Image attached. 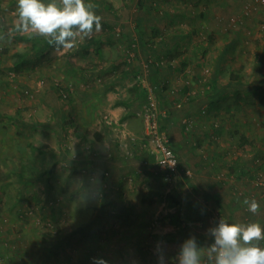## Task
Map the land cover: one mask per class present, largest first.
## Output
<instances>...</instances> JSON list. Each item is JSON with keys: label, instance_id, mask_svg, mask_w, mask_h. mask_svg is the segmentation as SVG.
Here are the masks:
<instances>
[{"label": "rangeland", "instance_id": "rangeland-1", "mask_svg": "<svg viewBox=\"0 0 264 264\" xmlns=\"http://www.w3.org/2000/svg\"><path fill=\"white\" fill-rule=\"evenodd\" d=\"M103 1L112 3L116 16L101 9ZM141 1L143 4L144 0ZM169 1L167 6L166 0H152L143 5L140 0H84L98 6L100 10L94 8L96 15L109 24L126 19L130 25L140 15L142 19H164L171 31L206 26L212 39L204 31L206 36L200 40L194 35L191 39L185 35L187 39L179 41L178 49L182 54L185 49L186 54L196 48L198 55L192 63L196 64L199 56L205 54L202 59L209 69L215 64L219 51L233 39L226 59L220 64V80L226 81L230 69H237L238 79L247 84L244 82L243 88L235 83L226 89L222 112L215 113L213 108L209 115H193V121L203 120V127L212 121L217 127L213 136L203 139L189 136L193 148L203 150L200 151L203 160H211L212 166L217 167L210 176L215 184H211L208 177L206 184L193 185L188 194L186 187L179 191L180 186L176 188L174 178L170 177L155 194L159 189L157 183L130 188L134 180L123 177L122 190L127 188L121 191V197L125 199L109 202L110 195L116 196L118 192L114 194V187L107 184V167L87 166L85 154L88 158L95 154L89 151L88 145L79 144L83 141L78 135L84 128L90 132L99 127L98 120L109 121L107 125L116 134L129 130L124 119L115 117L108 109L115 100L133 95L129 87L136 80L142 86L147 82L134 77L135 68L129 63L131 55L123 33L116 34L110 28L108 32L103 31L102 25L100 30L92 32L104 40L99 52L94 44L82 48L88 36L78 38L72 49L51 48L47 55L36 59L28 53L30 41L17 38L19 34L30 32L17 28L18 0H0V264H159L160 255L164 257V264H177L179 247L189 237L195 238L200 249V264H215V255L209 253L213 243L210 219L212 217L211 229L220 221L232 224L225 215V208L230 209L228 201L217 203L212 199L215 185L225 193L232 190L253 194L260 205L259 212L252 216L243 204L235 207V213L244 209L250 215L248 224L255 223L264 229V171L258 167L264 160V98L260 100L264 87L258 88L259 93L250 90L259 82L255 67L259 65L258 53L264 40V4H257L256 0H240L239 5L231 2L226 6L221 5V0H208V5L206 0ZM43 2L62 5V0ZM246 3L255 8L244 16ZM174 4L179 5L182 23L177 21ZM206 6L204 15H199L195 8ZM166 7L171 11L164 17L160 11ZM154 12L156 16H152ZM227 18L239 21L236 25H228L224 22ZM158 21H149V25L159 30ZM115 26L124 30L117 22ZM140 52L137 61H133L137 69H141L140 60L145 59ZM17 53L25 54L28 59L18 68L14 65ZM85 65H89L90 73L84 71ZM111 65L114 73L108 70ZM262 71L264 73V61ZM120 74L121 79L110 81ZM87 93L92 101L85 103L83 99H87ZM83 108L89 111L90 119L82 117ZM133 115L143 148L149 149V141L143 139V116L136 111ZM203 130L196 128L195 132L203 136ZM166 134L171 143L169 133ZM128 151L125 152L127 156L131 155ZM106 152L113 156L112 150L104 151L105 156ZM136 162L137 174L141 175L147 162ZM153 164L155 174L162 172L156 162ZM199 169L202 168L197 165L194 169L178 166L177 171L199 182L195 177L202 175ZM220 181L223 183L216 184ZM126 190L127 198L131 196L141 202L137 206L140 210L129 209L131 203L126 199ZM206 193L209 196L205 197ZM184 215L189 219H184ZM133 223L140 226L135 231L144 233V236L140 233L142 237L138 236L135 242L130 238V235L135 238V233L129 231ZM158 239L167 243V248ZM143 241L149 243L150 248L144 250L152 258L142 253ZM177 241L180 243L174 247L173 242ZM240 245L264 249V239L247 245L240 242Z\"/></svg>", "mask_w": 264, "mask_h": 264}, {"label": "crops", "instance_id": "crops-1", "mask_svg": "<svg viewBox=\"0 0 264 264\" xmlns=\"http://www.w3.org/2000/svg\"><path fill=\"white\" fill-rule=\"evenodd\" d=\"M192 0H185L186 3L191 2ZM205 2H207V5L209 4V1L206 0ZM231 2H237V5L240 4V0H221V5L222 6H226L228 4H230ZM169 0H166V5L169 6L170 4ZM239 3V4H238ZM198 3H195V5H197ZM194 5V6H195ZM178 12V15H180V8L179 5L174 4ZM170 8V7H169ZM210 8V7H209ZM207 10V8H206ZM243 11V10H242ZM190 13H194L193 11H189ZM183 15V14H182ZM195 15H197V13H195ZM199 15H204V14H200ZM243 15V14H242ZM172 20H176V19H172ZM218 20L222 21L221 19H214L215 22H218ZM178 22L183 21V19H177ZM239 21V19L236 20V23ZM136 21H133L132 23H130V25H127V20H119L117 23L120 25H123V29L127 30V32L131 29H134V24ZM226 24L228 25H233L232 23H230V19L227 18L224 21ZM182 23V22H181ZM196 23V20H195ZM236 23L234 25H236ZM127 25V26H126ZM157 26H159L160 30H166L168 29L166 27L165 21L164 20H160L157 22ZM203 29V30H202ZM202 29H191V30H185L182 29L181 30H176L174 32H176L179 37L180 40L183 39H191L193 37V35L198 38L200 36L195 35L194 33H198L200 34L202 37V39L206 36L203 31L204 29H207L206 26L202 27ZM225 29V27H224ZM123 30V31H124ZM130 30V31H131ZM201 30V31H200ZM126 31H124L123 33H127ZM166 35H169V32L166 31ZM187 32V34H186ZM205 33L207 32L210 33L211 31H209L208 29L204 31ZM187 35V37L185 36ZM233 39H230L228 42H231ZM104 41V40H103ZM171 41V40H170ZM227 42V43H228ZM103 44V43H102ZM178 43L177 44H171V48L173 50V52L176 54V57L178 59L179 65L178 67H172L171 69L169 68L166 72L164 69V66H160L159 70H158V81L163 83V82H168V85H170L171 88L174 87H182L183 83L182 80H184V78L186 77H194L195 75V79L197 76H202V69L201 67H199L197 65V61L196 64L192 63V61L195 60V55L197 53V49L196 48H192L191 51H188L185 54V49H184V54H182L180 52V50L178 49ZM225 46V45H224ZM203 49V48H202ZM143 53H145V51H142ZM142 52H140L142 54ZM168 56V54H167ZM182 56V58H181ZM186 61V64H182V62ZM172 63V61H171ZM181 63V64H180ZM92 65V64H91ZM89 65H85L84 67V71L88 70ZM110 71H112L114 73L115 68L113 67V65L110 66V68L108 69ZM133 70V69H132ZM211 70V68H210ZM93 71V70H92ZM135 71V69L133 70ZM88 72L90 73L91 70H88ZM198 72V73H197ZM121 79V74L119 76H115L112 80L110 81H118L119 79ZM201 79V77L199 78ZM197 86H202L203 83L199 82L198 84L195 83ZM135 84H133L130 88V90L133 91V95L132 96H128L125 97L123 99V101L127 102L126 103H116L118 100L117 99L113 102V105L109 107L108 111L110 113H112L115 117H118L120 119H124V123L127 124V128L129 130L126 131H118V133L120 134H116L113 132L112 128L110 126L107 125V127L104 125L105 122L103 123L101 120H98V125L99 127H94L90 132L88 131V129H83L78 137L79 140H81L82 138V143L79 144H85L89 146V151L94 152V156L91 157H86L87 155L85 154L84 158H85V162L87 164L88 167L96 169V168H101V167H107L105 168L106 171H108L109 173H107L108 176H106L107 180V184L108 186L114 187V194L115 191L118 192L117 195H110V197L108 198L109 202H113L114 200L117 201L118 199H125L121 197L122 193L121 191L125 190L127 188V186H125L122 190V183H121V179L123 177H128L130 180H134L132 182V186L130 188H132L133 186L137 187V186H141V185H145V183H149V184H153L154 182L157 183L159 185V189L155 192V194L159 193V190L162 189V187H164V182L167 180V178L164 177L163 172H157V174L154 173V164L155 160L152 156V154L150 153V149H148V147L143 148V144L141 143V135L139 134V130L137 127H135V121H133V119H136L135 117H133V113L134 111H136V113H139V111H141L144 102H141L140 99H138L137 94L139 92V90L134 89ZM113 88V87H112ZM140 89V88H139ZM178 91V90H177ZM165 96L164 98H167L166 104L167 106H165L166 108H170L169 104L171 106H174L173 110L174 112L169 113L167 116L171 117L172 121H171V127L169 130V135H170V139H171V146L172 149L175 151V153L177 154L178 157V162H179V168L183 167H192V169H194V167L196 168V165L201 167L202 169V175L199 176H195L197 177L198 181H195L194 178H189L187 175H182L180 174V172L178 173V171L174 172L173 175L171 177L174 178V186L176 185V188L179 187V191L185 190L184 187H186V192L188 194H191L192 192V187L193 185L197 186L198 184H200V182H202L203 184H206V178L209 177L210 180V176L213 174V172L215 171V166L213 167V162L211 160L207 161V160H203V157L200 154V151H203L201 149L198 148H193L191 146L190 143V137H193L192 134L187 133V132H183L181 130V118L184 116L182 115L185 112H181V110H176V106L172 103H174V101L176 100V98L179 99V97H181L176 91H172L170 90V88H168L164 93ZM91 95L89 93L86 94V98L90 97ZM95 96V95H94ZM173 98V99H171ZM83 99L85 101V103L92 101L91 99ZM169 99H171L169 101ZM97 102V100H95ZM170 102V103H169ZM165 104V105H166ZM91 105V104H90ZM171 109V108H170ZM82 117L90 119L89 116V111H86L85 108H83V113H81ZM163 114L159 115L160 119H166L167 116L165 117H161ZM120 116V117H119ZM167 117V118H168ZM101 121V122H100ZM200 124L203 123V120H199ZM145 127V126H144ZM181 130V131H180ZM138 131V132H137ZM144 129H143V133H144ZM138 134H137V133ZM145 134V133H144ZM119 136V137H118ZM132 136L133 137H137L135 140H132ZM130 151H128V150ZM83 150V149H82ZM111 151L113 152V156L111 157V154L109 152H106L107 155L105 156V154H103L104 151ZM128 151L129 153H131V155L127 156V154H125V152ZM124 152V153H123ZM204 156V155H203ZM198 158V159H194V158ZM137 160L136 163H138V160L141 161V163L143 161H146L147 165L144 166V170L143 173L141 175L137 174V166H135V161ZM149 162V163H148ZM136 170V171H135ZM151 170V172H150ZM135 171V172H134ZM128 173V174H127ZM184 174V173H183ZM137 179L139 181H137ZM163 179V180H162ZM171 179V178H170ZM141 181V182H140ZM211 181V180H210ZM223 182L220 181L219 183L216 184H222ZM211 184H215L214 182L211 181ZM184 185V186H183ZM225 186L224 184L221 185ZM213 191H212V199L216 200L217 203L222 200H226L227 202V207L230 208L229 210L227 208H225V215L226 218L228 219V221L230 223H235V224H240L242 226L248 225L249 223V216L247 215V213L244 211V209H240V211H237L238 213H235V207L239 206H243V201L245 198L252 200L255 199V196L253 194H247L245 192L243 193H234L232 192V190H227L228 193H225L219 189H217V186H213ZM202 190V188H201ZM126 192V199H128V202L131 203L130 205V210L131 208L135 210H140L137 208V206L139 205L138 203L140 202L139 200L134 199L133 197L129 196L127 198L128 195V191H124ZM179 196H181L179 194ZM209 196L208 193L205 194V197ZM129 203V204H130ZM141 203V202H140ZM127 204V202H126ZM137 208V209H136ZM243 208V207H242ZM124 211L126 210L125 208H122ZM142 211H146L144 209H141ZM238 210V209H237ZM133 212V211H132ZM213 216V215H212ZM253 216V214H252ZM188 215H184V219H189ZM235 218H237L235 220ZM183 219V220H184ZM248 220V221H247ZM136 222V221H135ZM210 222L212 223V217L210 219ZM184 223V221H182V224ZM210 223L209 226V230L211 229L212 224ZM185 226V225H184ZM140 226L136 225V223H133L129 229V231L131 232V234L134 232L136 237L134 238V235L132 237V235H130V238L132 239L133 242L137 241V238L139 236V234H143L142 231L140 232L138 229ZM142 228V227H141ZM179 228V227H178ZM142 230H145V228L143 227ZM163 231V229L161 230V232ZM179 234V232H178ZM142 237V235H140ZM139 236V237H140ZM162 237L164 238V234H162ZM191 238V237H189ZM160 240V239H158ZM176 241V240H173ZM160 243L162 242L163 247L167 248V243H165L164 241H159ZM200 242V240H199ZM241 243H243V241H240ZM144 243V244H143ZM143 243L141 244V251L142 253H145V255L147 256V258H152L151 255L148 257V253L144 250V249H148L150 248L149 243L146 241H143ZM179 241H177L176 243L173 242V246L177 247L179 245ZM142 245H144L142 247Z\"/></svg>", "mask_w": 264, "mask_h": 264}, {"label": "trees", "instance_id": "trees-1", "mask_svg": "<svg viewBox=\"0 0 264 264\" xmlns=\"http://www.w3.org/2000/svg\"><path fill=\"white\" fill-rule=\"evenodd\" d=\"M148 1H152V0H144L143 4H146L149 2ZM140 3L142 4V1L140 0ZM86 4H88L86 2ZM94 4V3H92ZM142 4V5H143ZM95 5V4H94ZM94 8L96 10H100V8H97L94 6ZM105 8L106 11H108L109 13H112L115 15L114 13V6L112 5V3L107 2V1H103L102 2V6L101 9ZM159 9V7H157ZM206 8H199L196 7L195 9L200 13V14H204L206 12ZM255 8V7H254ZM95 9H93L94 11H96ZM163 10V9H162ZM170 9L169 7L164 8V11H160L161 13H164V17L165 15L170 13ZM251 11V10H250ZM249 11V12H250ZM116 12V10H115ZM249 12H243L244 16H247V14ZM148 13V12H147ZM117 14V13H116ZM116 16V15H115ZM152 16H156V13L154 12L152 14ZM161 16V15H160ZM175 16L177 17V19H180V16L178 15V12H176ZM184 16V15H183ZM149 18V17H148ZM142 19L141 16L139 15L137 17V19H134L135 24H134V29L133 30H129L127 33H123V30H119L117 31L115 28V24L116 22H118L117 20L114 21L115 23H111L109 24V22H105L103 19L101 20V27L103 25V31L108 32V29L110 28L111 31L113 30L116 31L118 34L123 33V36L125 37V45L126 48L128 50H132L134 51V59L132 58L131 60H129L130 64H132L135 68V79H138V75H142V71L141 69H137L135 64L133 63V61H137V55H139L140 51H145L144 53V58L145 59H149V56L153 57V61L149 62L148 64H150L149 66V71L146 75V80L148 82V84L153 86V93L154 96L156 97L157 101H158V107H159V111L162 109L166 110V113L163 114L161 117H165L167 116L169 113L174 112L173 108L174 106H170V108H166L165 106H167L166 101L167 98H164V92L170 88V90L172 91H176L181 97L176 98V100L174 101V103H172V105L174 104L176 106V102H180L179 106H176V110H181V112H185L182 115H184L181 118V130L183 132H187L192 134L193 137L198 138V139H203V137L205 136H213L212 133H215L217 130V127L214 125L215 121H212L210 123V125H208L207 127H203L202 124H200V122H195L193 121L192 123L189 124V121L191 119H193V115L196 116H202L203 114L209 115L212 113L213 108H215V113H219V111H223V107L224 105L222 104V98L226 95V89L227 88H231L233 87V85L235 83H238L240 85L243 86V88H245L244 86V82L243 80L238 79L239 75L237 74V72L239 70L237 69H230V73H229V77L226 81H221L220 80V72H222L221 66L220 64L223 62V60L226 59V53H227V48L229 47L230 44H232L231 42L226 43L225 46H223V48L219 51L218 55L216 56V62L215 64L212 66L211 70L206 67V63L205 60L202 59V57L199 56L198 59V63L197 65L202 69V76H197L196 79L194 77H186L184 78V80H182L183 86L182 87H174L171 88L170 85H168V82H159L158 80V70L160 68V61L161 59L164 60L163 65L165 72L172 67H178L180 61H178L176 54L173 52L172 48H171V44H177L180 41V37L179 35L174 32V30H158L156 28H152L151 25H149V21L153 22V21H158L159 19ZM237 19V18H236ZM160 20H164V19H160ZM230 23H232L230 21ZM119 27V26H117ZM206 29H204L205 31ZM166 31H169V35H166ZM195 35H198L200 37H198V39H201V35L198 33H194ZM122 35V34H121ZM17 38L22 40V41H30V48L28 50V53H32L34 55V57L36 59H39L45 55H47L50 51L51 48H53L52 46H50L47 43L46 38L40 37L38 34H34L31 31L27 34H19L17 35ZM180 38V39H179ZM208 38L212 39V34H208ZM87 41L82 42V48H86L87 46H89L90 44H94L96 45V50L99 52V48L100 45L103 43L101 37L99 35L95 36V34L90 35L87 39ZM171 40V41H170ZM134 44V45H133ZM86 45V46H84ZM137 45V47H136ZM203 48V47H202ZM181 52V51H180ZM168 54V56H167ZM25 54L23 53H17L18 58L14 61L15 62V66L18 68L21 63H23V61L28 60L25 56ZM25 57V58H24ZM172 61V63H171ZM178 61V62H177ZM263 61H264V40H263V46H262V50L258 53V64L255 68V73L258 75L259 78V82L254 84L252 86V88H250V90H253L254 93H259V89L258 88H263L264 87V73L262 71V65H263ZM158 63V64H157ZM181 64V63H180ZM182 64H186V61L182 62ZM132 66V68H133ZM102 68V67H101ZM198 73V72H197ZM201 77V79H199ZM198 82H202L203 85L202 86H197L195 83ZM246 83V82H245ZM139 82L136 80L135 85L133 86L134 89L139 90L137 97L138 99H140L141 102H146L147 99V87L142 86L141 84H139ZM247 84V83H246ZM178 90V91H177ZM264 96L260 97V100H263ZM173 99V98H171ZM169 99V101L171 100ZM145 102L143 104V106L145 105ZM116 103H126L125 101H123V99L118 100ZM170 103V102H169ZM166 104V105H165ZM143 108V107H142ZM229 106L226 105L225 109H228ZM159 114L161 115V111L159 112ZM168 117V116H167ZM166 119H160L159 117V127L161 130H163L165 133H169L170 127H171V117H168ZM198 123V124H197ZM107 127V123L104 124ZM203 128V136H198L197 131L195 132L196 128ZM211 133V135H210ZM197 134V135H196ZM143 139L147 140L145 138V134ZM133 140V138H132ZM192 138L190 137V143L193 144L192 142ZM170 145V142H169ZM193 147V145H191ZM170 147H172L170 145ZM64 155L67 156V154ZM259 168H262L264 171V160L262 162H260L258 164ZM247 173V172H246ZM264 175V174H263ZM146 252H148L147 250H145ZM116 264H127L126 262H121V263H116Z\"/></svg>", "mask_w": 264, "mask_h": 264}, {"label": "clouds", "instance_id": "clouds-1", "mask_svg": "<svg viewBox=\"0 0 264 264\" xmlns=\"http://www.w3.org/2000/svg\"><path fill=\"white\" fill-rule=\"evenodd\" d=\"M94 5L84 0H62V5L45 4L43 0H18L17 11L21 31H31L46 38L56 50L72 49L78 38L88 37L101 28L102 17L96 15ZM247 211L256 214L260 210L255 200L245 199ZM264 229L258 224L246 226L220 221L210 229L213 243L209 253L215 255V264H264V249L257 246L242 247L253 241L264 239ZM159 264H164L160 255ZM177 264H200V249L195 238L185 240L179 247Z\"/></svg>", "mask_w": 264, "mask_h": 264}, {"label": "built area", "instance_id": "built-area-1", "mask_svg": "<svg viewBox=\"0 0 264 264\" xmlns=\"http://www.w3.org/2000/svg\"><path fill=\"white\" fill-rule=\"evenodd\" d=\"M256 3L264 4V0H256ZM254 7L255 5L246 3V5H244L245 12H249ZM231 22L234 25L236 23V18H231ZM116 30L119 31L120 28L117 27ZM116 34L118 33L116 32ZM128 51H129V54L131 55V57L129 58L131 60L134 57V51L132 50H128ZM140 61H141L142 75H138V79H143L144 81V79L146 80V75L150 67L149 66L150 64L148 63L150 61L151 62L153 61V57L149 56V59L148 58L141 59ZM163 63H164V60L161 59L160 64L163 65ZM145 87H147V90H148L147 99H146L145 105L139 112L141 113L144 119L145 138L150 143L149 144L150 153L152 154L155 162L161 168L164 174V177L169 179L173 175V173L178 170L179 162H178L177 154L172 149V147H170L169 145V138L167 134L163 130H161L159 127V115H160L159 112L161 111V114H165L166 110L162 109L159 111L158 101L153 93V86L148 84L147 82L145 84ZM179 105H180V102H176V106H179ZM108 122L106 123L108 124ZM192 122H193V119L189 121V124ZM132 138L134 140L136 139V137H133V136Z\"/></svg>", "mask_w": 264, "mask_h": 264}]
</instances>
